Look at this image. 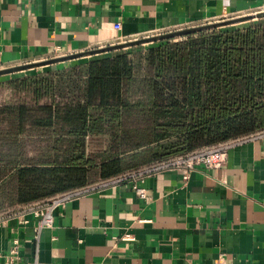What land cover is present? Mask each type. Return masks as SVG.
Wrapping results in <instances>:
<instances>
[{
  "label": "trees",
  "instance_id": "trees-1",
  "mask_svg": "<svg viewBox=\"0 0 264 264\" xmlns=\"http://www.w3.org/2000/svg\"><path fill=\"white\" fill-rule=\"evenodd\" d=\"M2 85L0 213L264 130V18Z\"/></svg>",
  "mask_w": 264,
  "mask_h": 264
},
{
  "label": "crops",
  "instance_id": "crops-1",
  "mask_svg": "<svg viewBox=\"0 0 264 264\" xmlns=\"http://www.w3.org/2000/svg\"><path fill=\"white\" fill-rule=\"evenodd\" d=\"M263 10L264 0H0V69ZM145 187L147 199L126 181L68 202L42 230L39 259L211 264L223 255L264 264V135L230 148L218 168L198 166L187 180L180 171H160ZM24 218L1 222L0 264L16 238L15 264H33L36 219Z\"/></svg>",
  "mask_w": 264,
  "mask_h": 264
},
{
  "label": "built area",
  "instance_id": "built-area-1",
  "mask_svg": "<svg viewBox=\"0 0 264 264\" xmlns=\"http://www.w3.org/2000/svg\"><path fill=\"white\" fill-rule=\"evenodd\" d=\"M116 28H121L120 22L116 24ZM262 135H264V130H260L242 137L232 138L229 140L218 142L213 145L205 146L184 154L175 155L170 158L124 172L117 176L96 182L91 185H87L85 187L76 188L57 194L45 200L18 206L14 209H10L0 213V224L3 220L18 216L19 214L25 216L23 220V223L25 224H28L30 222V218L36 219L34 236L37 243V247L33 264H44L39 259L38 243L40 240V234L42 230L53 227L55 211L65 207L68 202L96 189H100L107 186L119 185L126 181L131 183L132 189L136 192L139 197L147 199L149 198V194L147 188L145 187V182L149 176L154 175L155 173H158L160 171L177 170L180 171L183 175V178L187 180L190 177L191 173L195 171L198 166L203 165L208 168H218L223 163H225L230 148H232L238 143ZM127 239H133V237L128 236ZM18 254L19 240L16 238L14 239L13 246L10 249L7 264H15V260L16 258H18ZM3 256V253L0 251V259ZM211 264L236 263L234 261L228 260L222 255L217 261Z\"/></svg>",
  "mask_w": 264,
  "mask_h": 264
},
{
  "label": "water",
  "instance_id": "water-1",
  "mask_svg": "<svg viewBox=\"0 0 264 264\" xmlns=\"http://www.w3.org/2000/svg\"><path fill=\"white\" fill-rule=\"evenodd\" d=\"M262 18H264V10L257 12V13L232 17V18H228V19H224V20H220L216 22H211L208 24H202V25L185 28V29L169 31L166 33L138 38V39H134L130 41H124V42L107 45L103 47H98V48H94V49H90L86 51H81V52L57 56V57H53V58H49L45 60L35 61V62L27 63V64L3 68V69H0V76L14 74V73L25 71V70L49 66V65H53V64H57L61 62L75 60V59L100 55V54L108 53L111 51L127 49L130 47L140 46V45H144L147 43L158 42V41H163V40H170V39L183 37V36H187V35L198 33V32L219 29V28H223L226 26H234V25H238V24H242V23H246V22H250V21L262 19Z\"/></svg>",
  "mask_w": 264,
  "mask_h": 264
},
{
  "label": "rangeland",
  "instance_id": "rangeland-1",
  "mask_svg": "<svg viewBox=\"0 0 264 264\" xmlns=\"http://www.w3.org/2000/svg\"><path fill=\"white\" fill-rule=\"evenodd\" d=\"M226 27H229V26H226ZM153 43L154 42L147 43V44L140 45V46L143 47V48H148ZM88 58H90V57L80 58V61H82L84 59H88ZM71 62L72 61H66V62H62V63H59V64H55V65H52L53 68H51V66H44L42 68V70L63 68L66 65H69ZM39 69H41V68H39ZM29 71H31V70H27V71H24V72H17L15 74H9V75H5V76H0V103L8 101L9 99L17 100V98H18L17 93L12 92L8 87L2 85V83L3 84H7V81L11 77L22 76V75H25L26 73H28ZM35 71H38V69H35Z\"/></svg>",
  "mask_w": 264,
  "mask_h": 264
}]
</instances>
